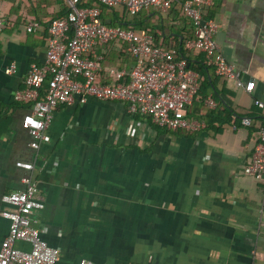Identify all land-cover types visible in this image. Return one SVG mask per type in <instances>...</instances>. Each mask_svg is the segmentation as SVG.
I'll return each mask as SVG.
<instances>
[{
  "label": "crops",
  "instance_id": "0c3cea01",
  "mask_svg": "<svg viewBox=\"0 0 264 264\" xmlns=\"http://www.w3.org/2000/svg\"><path fill=\"white\" fill-rule=\"evenodd\" d=\"M173 10L162 22L153 10L119 8L108 18L151 28L157 43L175 47L193 36V26L179 7ZM65 13L64 0H0V249L11 225L3 214L14 211L3 197L23 190L30 177L45 204L37 213L42 238L60 250L57 264H264V185L245 173L264 132V110L255 104L264 102V0H213L211 6L223 56L246 83L255 82L249 93L211 69L219 107L230 116L190 134L131 115L124 102L91 98L60 106L35 149L22 126L29 107L15 93L25 88L31 65L46 64V25ZM32 22L41 27L30 33ZM92 56L101 57V83L111 81L110 70L134 67L122 43L98 45ZM188 58L194 70L204 66V54ZM12 64L17 70L7 74ZM202 96L215 100L212 93ZM207 110L195 101L190 116L203 119ZM245 118L252 126L243 125Z\"/></svg>",
  "mask_w": 264,
  "mask_h": 264
},
{
  "label": "built area",
  "instance_id": "2783aa9c",
  "mask_svg": "<svg viewBox=\"0 0 264 264\" xmlns=\"http://www.w3.org/2000/svg\"><path fill=\"white\" fill-rule=\"evenodd\" d=\"M66 13L47 23L49 34L46 64L31 65L25 88L15 93V101L29 107L22 126L33 137L31 146L38 149L44 131L50 126L54 112L62 105H84L89 99L121 101L127 104L131 115H142L151 119L158 127L182 130L197 134L207 129L208 124L188 117V108L201 100V75L191 68L186 57L178 49L168 50L156 44L149 34H138L132 27L108 26L101 18L99 7L87 6L89 0H64ZM108 9L124 8L131 14L153 10L161 16L169 14L174 0H97ZM213 0H191L183 10L193 26V36L185 45L187 54L199 52L205 56V64L214 68L221 79L232 81L237 88L251 93L255 82H245L242 72L226 61L215 36L218 23L210 16ZM5 25L0 16V35ZM41 27L38 22L28 25L27 31ZM122 43L136 60L129 73L110 70V82L97 80L101 71V57L89 55L98 45ZM17 66L6 69L13 74ZM124 82L121 80L126 78ZM209 109L216 108L213 98L204 99ZM264 110V102L255 101ZM245 126L252 120L245 118ZM136 127L130 133H136ZM17 167L31 171V163L17 162ZM245 173L260 180L264 185V132L260 135ZM23 190L6 194L3 201L13 206L14 211L3 215L11 225L7 238L0 249V264H57L60 250L51 247L43 238L37 213L45 208L38 198V187L30 177H25ZM28 244L29 250L18 247ZM80 264H93L81 261ZM129 264V263H120Z\"/></svg>",
  "mask_w": 264,
  "mask_h": 264
},
{
  "label": "trees",
  "instance_id": "16d2710c",
  "mask_svg": "<svg viewBox=\"0 0 264 264\" xmlns=\"http://www.w3.org/2000/svg\"><path fill=\"white\" fill-rule=\"evenodd\" d=\"M191 0H174V3H173V6H172V8H171V10H170V12H169V14H167V15H165V16H161V15H159L157 12V14L159 15V18H160V22H162L161 20V18H164V17H167V16H169L174 10V8L175 7H179V11H181V13H182V15L184 16V17H186V15H185V13H184V10H183V5L185 4V3H188V2H190ZM175 5V6H174ZM87 6H94V7H99L100 8V11H101V18H102V20L104 21V23H106L108 26H114V27H116V26H119V25H121L120 23H118V22H116V21H114L113 19L111 20V19H109L108 18V16H109V13H112V12H115L117 9H108V8H106V7H103V6H101L98 2H97V0H89V2H88V5ZM119 9V8H118ZM149 11H151V10H148V11H145V12H149ZM210 14V13H209ZM65 16V14H63V15H61V16H59V17H57V18H63ZM187 18V17H186ZM159 22V23H160ZM121 26H123L124 28H127V27H129V26H125V25H121ZM130 27H132V29L136 32V33H138V34H149V35H152L154 38H155V41H156V39L157 38H159V34H158V32H156L155 30H153V29H151V28H143V29H137L136 27H133V26H130ZM189 39V38H188ZM188 39H186V40H183L182 42H177V44H176V46L174 47H165V46H163V44H159V43H157L156 42V44L157 45H159L160 47H162V48H165V49H168V50H172V49H178L179 51H180V56H182V57H186L187 56V58H188V54H187V52L185 51V48H184V45H185V43H186V41L188 40ZM101 46H105V45H101ZM92 54H93V52L89 55L91 58H96V57H98V56H92ZM133 57V56H132ZM134 58V57H133ZM188 60H189V58H188ZM102 63V62H101ZM136 64V60H135V58H134V65ZM191 66V65H190ZM211 69H214V68H212V67H209V66H207L206 64H205V61H204V66L203 67H200V69H196V71L201 75V77H202V85H201V90H200V96L202 97V99L201 100H196V102H199L200 104H203L204 106H205V104H204V99H206V97H204V96H202L203 94H205V95H207V94H209V93H212V95H215V96H217V95H219V92L218 93H214V91H213V86H216V78H213V76H212V72H211ZM204 88H207L208 89V92H205V89ZM202 94V95H201ZM214 96V98H215V100L217 101L216 103H217V108L215 109V110H212V109H210L209 110V108H208V110L206 111V114L203 116V119H200V118H196V119H199V120H203V121H205L207 124H210V126H213L214 125V123H216V121H218L221 117H224V115L226 114V115H231V111H230V109H228V108H224L223 110H222V108L221 107H219V105H220V102L217 100V98H219L218 96L217 97H215ZM193 105H191L189 108H188V117H190V118H193V117H191L190 115H191V107H192ZM195 118V117H194ZM240 117H238L237 118V120L239 119ZM239 121V120H238Z\"/></svg>",
  "mask_w": 264,
  "mask_h": 264
}]
</instances>
